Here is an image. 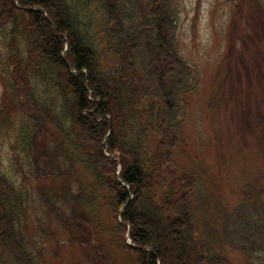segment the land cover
<instances>
[{
	"label": "trees",
	"instance_id": "trees-1",
	"mask_svg": "<svg viewBox=\"0 0 264 264\" xmlns=\"http://www.w3.org/2000/svg\"><path fill=\"white\" fill-rule=\"evenodd\" d=\"M16 1L0 0V137L13 138L11 175L0 159V264L47 256L28 231L35 197L55 259L68 244L73 264H174L161 234L173 229L182 264H264V171L228 210L206 205L199 168L176 162L201 84L177 43L182 1ZM160 36L173 60L157 77Z\"/></svg>",
	"mask_w": 264,
	"mask_h": 264
},
{
	"label": "rangeland",
	"instance_id": "rangeland-1",
	"mask_svg": "<svg viewBox=\"0 0 264 264\" xmlns=\"http://www.w3.org/2000/svg\"><path fill=\"white\" fill-rule=\"evenodd\" d=\"M181 1L177 43L183 60L195 69L201 84L187 98L188 117L176 162L186 168H199L211 194L205 199L204 194L201 196L206 205L214 202L229 210L242 186L264 171V156L260 154L264 144V0ZM150 49L158 77L168 71L172 53L161 36ZM2 94L0 84V100ZM3 138L0 159L8 170L13 138ZM37 187V182L31 180L34 195ZM40 213L35 197L28 209L27 222L32 228L28 231L35 232L31 237L39 242H34L48 252L39 264L80 263L79 247L68 244L59 245L60 258H54L53 243L39 239L45 224L37 218ZM105 224L111 222L106 220ZM161 234L168 261L182 264L179 248L185 236L176 238L173 229Z\"/></svg>",
	"mask_w": 264,
	"mask_h": 264
}]
</instances>
